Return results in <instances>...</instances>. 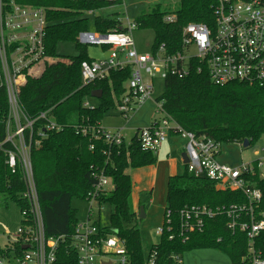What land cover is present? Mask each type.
Listing matches in <instances>:
<instances>
[{"label": "trees", "instance_id": "obj_1", "mask_svg": "<svg viewBox=\"0 0 264 264\" xmlns=\"http://www.w3.org/2000/svg\"><path fill=\"white\" fill-rule=\"evenodd\" d=\"M22 6L45 8L47 54L53 59L37 78H29L19 91V101L31 119L48 113L49 120L62 127L50 131L39 148H33L31 160L38 190L45 232L48 237H63L59 245L56 264H75L70 243L79 220L72 200L86 201L97 184L96 174L103 172L113 189L102 194L99 206L112 207L110 225L96 226L105 234L112 233L124 241L131 264H146L151 253H156L155 264H176L175 256L200 249H214L227 257L231 264H250L248 239L244 233L228 229L229 219L219 215L206 220L202 233L189 236L183 242L179 236L169 240L171 233L165 231L149 254L143 250L138 227V212L132 202V169L154 166L156 154L141 149L137 133L131 142L121 146H109L103 138L95 139L93 133L83 134V129H97L108 113L115 110L127 91L132 75L131 67L111 70L102 81L83 85L81 64L93 62L87 56L86 46L78 43L82 32H89L88 11L98 12L114 7L108 1L96 0H4ZM214 0H180L174 11L162 10L157 4L143 11L134 21L137 29L152 30L154 43L152 53L163 46L166 54L174 55L182 49V32L191 23L214 24ZM167 17H173L167 22ZM96 33L106 35L126 32L117 14L98 15L94 18ZM75 42L80 54L75 57L59 56L56 48L60 43ZM192 70L184 79L168 76L164 80L163 94L156 99L163 104L165 112L184 130L197 137L206 136L223 145L250 147L264 138V88L249 87L242 83L225 86L213 84L205 69ZM101 91L97 105L90 103L92 93ZM88 102L90 107H85ZM6 91L0 88V143L5 139V121L8 115ZM44 121L36 125V131L44 127ZM92 128V129H91ZM141 129L137 130L139 132ZM0 149V204L14 202L20 214L25 209L22 193L25 190L22 173L12 174L6 166L5 150ZM254 187L262 192V200L255 210L256 219L264 214V179L258 175L251 178ZM247 204L241 192L221 190L216 182L205 175L196 176L187 167L180 175L167 182L166 208L172 212L173 234H179L178 212L186 206L205 205L212 209ZM163 226L165 227V217ZM255 250L264 258V233L255 240ZM3 250L0 247V255Z\"/></svg>", "mask_w": 264, "mask_h": 264}, {"label": "built area", "instance_id": "obj_2", "mask_svg": "<svg viewBox=\"0 0 264 264\" xmlns=\"http://www.w3.org/2000/svg\"><path fill=\"white\" fill-rule=\"evenodd\" d=\"M78 2L79 0H73ZM103 1V0H96ZM123 4L124 0H105ZM214 24L191 23L182 32V49L174 55L166 54L163 46L156 53L138 54L133 33L135 23L125 26L126 32L106 35L80 33L81 45L99 44L110 47L106 62L81 64L83 85L104 80L111 70L131 67L132 75L127 91L117 106L119 114L127 118L136 112L154 92V78L165 80L168 76L184 79L193 69H205L211 82L225 86L234 82L249 87L264 88V0H214ZM172 22L173 17H167ZM49 23L43 8L22 6L15 2L0 0V88L6 91L8 115L5 121V139L0 149L5 150L6 166L12 174L22 173L25 190L22 199L25 209L21 213L22 222L16 233L4 235L6 244L2 248L0 264H56L59 245L63 237H48L42 216L38 190L34 178L31 152L39 148L48 132L61 131L62 127L49 120L48 113H41L31 119L25 113L19 91L29 78L39 77L53 59L47 54L45 45L46 29ZM144 72L148 77L144 79ZM85 107H90L88 102ZM157 117L148 128L137 132L141 149L157 154L170 133L186 140V164L189 173L205 175L216 182L221 190L241 192L247 204L231 205L217 209L202 206H186L178 212L179 234L174 235L172 212L165 214L166 226L157 229L156 235L165 231L171 233L169 240L179 236L185 243L194 233H202L206 220L226 215L228 229L233 233H244L248 239V259L250 264H264V258L255 250V240L264 233V214L256 219L255 210L262 200V192L251 182L253 176L264 179V146L258 159L238 166L222 164L218 161L222 145L206 136L197 137L184 130L163 109L162 103L155 104ZM43 128L36 131L39 122ZM92 129V128H91ZM83 134L93 133L95 139L103 138L109 146H121L124 137L120 133L97 129H83ZM263 154V155H262ZM97 184L86 202L98 204L102 194L112 190L111 181L103 172L96 174ZM93 219L90 207L86 222H79L71 237L70 247L76 257L75 264H131L124 241L112 233H103ZM176 264L182 258L175 256ZM156 253L150 255L146 264H155Z\"/></svg>", "mask_w": 264, "mask_h": 264}, {"label": "rangeland", "instance_id": "obj_3", "mask_svg": "<svg viewBox=\"0 0 264 264\" xmlns=\"http://www.w3.org/2000/svg\"><path fill=\"white\" fill-rule=\"evenodd\" d=\"M146 1V7L144 9L148 10L153 8L157 4L162 6V10L174 11L179 4L180 0H139ZM117 14L119 19L123 21V24H127L126 14L121 6L115 5L111 9L106 11L105 15ZM133 21V20H131ZM89 34H96L94 27V17L90 16L88 25ZM133 41L138 54H151L152 46L154 43V32L152 30H140L137 29L133 33ZM87 56L98 63L106 62L110 56V49L108 46H102L99 44H88L86 45ZM56 52L59 56L63 57H75L80 54L79 48L76 46L75 42L60 43L56 48ZM144 79H147V75L142 72ZM154 92L151 96L153 104H148L145 107L142 106L136 112L131 113L127 118L119 114L117 108L108 113L101 123V129L105 132L120 133L125 137V144L128 145L133 136L135 125L140 127H147L151 117L156 116L155 114V104L156 99L159 98L164 91V80L160 77L154 78ZM90 103L92 105H97V99L92 98ZM264 146V138H262L258 143L249 149H244L243 145L237 144H226L222 147V156L220 160L224 163L237 166L242 163H250L260 156L261 148ZM263 155V154H262ZM225 156V157H224ZM183 167H180L179 173H181ZM133 180V192H132V202L134 204L135 210L139 211L143 204H146L148 209L152 208L158 214V219H160L161 208L166 206V196H167V178L161 175V172L155 170V167H143L139 169H132L129 171ZM137 181H141V184H137ZM145 184H147V189ZM138 186L140 189L138 190ZM152 189V190H151ZM143 192H140L142 191ZM141 206L138 207V203ZM72 208L77 210V218L79 222L83 223L87 221V216L90 207L93 209V219L97 220L100 217V224L103 228L110 225V216L112 214V207L108 204L99 206L98 204H89L86 201H81L79 199L72 200ZM140 208V209H139ZM156 214V213H155ZM138 227L140 229L143 250L146 254H149L153 245L159 242L160 236L156 235V231L161 227L158 224L159 220L156 221L154 215H151L149 219L144 220L140 217L138 213ZM22 217L19 211V207L12 201L6 204H0V247L3 248L6 244V239L4 235L8 233L14 234L21 225ZM159 225V226H158ZM163 226V224H162ZM208 251H216L214 249H207Z\"/></svg>", "mask_w": 264, "mask_h": 264}, {"label": "crops", "instance_id": "obj_4", "mask_svg": "<svg viewBox=\"0 0 264 264\" xmlns=\"http://www.w3.org/2000/svg\"><path fill=\"white\" fill-rule=\"evenodd\" d=\"M145 3H146V1H140L139 2V0H124V3L119 5L123 8L124 13L126 14L127 24L128 23H134L135 19L144 11V9L146 7ZM115 5H118V4H115ZM111 8L103 9V10L98 11V12L88 11L86 13V16L90 19V16H93L95 18L101 14L105 15L106 11L111 9ZM43 9L46 11L45 8H43ZM46 13H47V11H46ZM118 18H119V16H118ZM131 20H133V21H131ZM120 21L123 24V21L122 20H120ZM126 25L123 24L124 27ZM87 33H89V32H87ZM95 35H100V34L96 33ZM78 43H79V41H78ZM83 46H86V45H83ZM109 49H110V47H109ZM148 104H153V103L147 101L143 106L145 107ZM155 117L156 116H154V114H153V116L149 120L147 127H140V126L137 127V125H135L133 127L134 136L137 133V130L150 127L153 120L155 119ZM124 142H125V137H124ZM221 156H222V150H221V155L218 157V161L222 164H226L220 160ZM156 158H157V162L153 167H155V170H157L158 172H161L162 176L167 178V182H168V179L170 177L180 175L183 172V170L185 169L186 164H187L186 163V160H187V157H186V140L177 134L170 133L169 136L167 137L166 141L162 145V148L156 154ZM226 165H228V164H226ZM180 167H183V170L181 173L178 174ZM141 183H142L141 181H137L138 185ZM145 186H146V188H144V189H147V184H145ZM139 189H140V186H138V190ZM140 192H143V190ZM140 206H141V203L139 201L138 207H140ZM142 208H143V214L142 215L140 214V210L139 211L135 210L136 212L139 213V215L142 216L141 218H143L144 220H147V219H149V217L151 215H154V218H156V221L159 220L158 224H160L162 226V224L164 223V210H165L166 206L165 207L162 206V208H161L160 219H158V214H157L158 210L157 211L152 210L153 207L148 209L146 207V204H143ZM134 209H135V207H134ZM182 264H231V261H230L229 257H227L226 255H224L218 251H213V250L208 251L207 249H200V250H193L191 252L185 253L183 255V258H182Z\"/></svg>", "mask_w": 264, "mask_h": 264}, {"label": "water", "instance_id": "obj_5", "mask_svg": "<svg viewBox=\"0 0 264 264\" xmlns=\"http://www.w3.org/2000/svg\"><path fill=\"white\" fill-rule=\"evenodd\" d=\"M101 96H102V92L101 91H96V92L92 93V98H94V99L99 100L101 98ZM243 148L244 149H249L250 148V142L248 140L244 141ZM186 157H187V155H186ZM187 162H188V158L186 160V163ZM140 214L141 215L143 214V208L140 209ZM141 215H140V217H142Z\"/></svg>", "mask_w": 264, "mask_h": 264}]
</instances>
